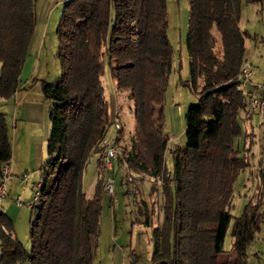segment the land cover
I'll return each mask as SVG.
<instances>
[{"label":"trees","instance_id":"16d2710c","mask_svg":"<svg viewBox=\"0 0 264 264\" xmlns=\"http://www.w3.org/2000/svg\"><path fill=\"white\" fill-rule=\"evenodd\" d=\"M188 1L190 76L184 84L196 99L187 107L186 143L172 150L170 171L164 161L168 135L160 113L173 60L166 0L64 2L56 28L60 73L52 82L41 80L50 100V131L39 197L30 207V244L24 246L16 238L11 220L0 212V264H93L105 176L98 172L92 196L83 190L82 176L111 127L101 81L104 58L116 89L132 100L135 118L129 148L120 143L124 128L116 131L121 149L116 161L162 180V219L152 226L149 264H248L247 248L264 226L260 198L250 199L234 217L232 248L223 249L232 218L233 182L249 164V147L241 148L234 140L243 132L241 119L253 113L247 112L250 95L238 87L245 80L241 66L247 61L248 36L239 25L241 0ZM36 17L35 0H0L2 97H10L18 87ZM11 155L0 111V163ZM143 204V221L152 224V208Z\"/></svg>","mask_w":264,"mask_h":264},{"label":"rangeland","instance_id":"374dc122","mask_svg":"<svg viewBox=\"0 0 264 264\" xmlns=\"http://www.w3.org/2000/svg\"><path fill=\"white\" fill-rule=\"evenodd\" d=\"M35 2L36 23L20 76L22 75V79L32 78L41 85L42 79L52 82L60 73V63L56 56L58 46L56 28L64 0H35ZM166 3L167 34L173 47V60L160 113L163 131L168 135L164 161L167 170L170 171L173 168L172 150L186 143V110L188 105L195 101L196 95L189 85L184 84L190 76L186 44L189 1L166 0ZM256 9L255 2L241 0L239 25L248 33L245 40L246 53L252 54V70H255V74L261 80L264 79V55H261L264 52L259 45L264 39V12L262 14L259 11L257 14ZM216 51L221 54L219 42L216 44ZM103 67L101 81L106 95L109 97L110 92H113L119 97L121 126L124 128V136L120 143L122 148H129L135 128L133 102L126 91L116 89L106 58L103 59ZM241 121L243 132L235 138L234 142L241 148L249 147L246 151L249 164L238 171L233 182L230 206L232 218L223 241V249L226 251L232 248L231 227L234 217L242 213L250 199L256 201L260 198L264 201V116L255 112L250 118H243ZM116 131L114 127H110L106 138L115 135ZM246 132H251L252 135L246 136ZM113 169H117L114 175V193L103 192L101 196L100 231L93 264H149L153 250L152 226L162 219V180L148 173L129 169L135 176L136 191L133 192L131 183L126 178L127 169L118 162L115 166L113 164ZM98 176L96 155L92 153L82 176V187L87 196L93 195ZM153 184H156V187H153ZM143 200L149 208H152V224L143 221L142 211L146 206ZM27 231H29V225ZM29 244L30 241L28 246ZM247 263L264 264V226L256 232L255 238L247 248ZM18 264L28 263L21 261Z\"/></svg>","mask_w":264,"mask_h":264},{"label":"crops","instance_id":"0c3cea01","mask_svg":"<svg viewBox=\"0 0 264 264\" xmlns=\"http://www.w3.org/2000/svg\"><path fill=\"white\" fill-rule=\"evenodd\" d=\"M253 2L257 5L256 13L260 11L263 14L264 1L253 0ZM262 41L264 42V39ZM263 42L259 45L262 52H264ZM245 59L253 66L252 54L248 55L245 52ZM263 84L264 79L260 80L253 70L245 81L243 89L249 95H258ZM108 100L110 117H112L117 110L120 112L119 97L110 92ZM49 107L50 100L44 96L41 85L32 78L22 79V75L19 77L16 91L10 97L0 96V111L5 114L12 148L8 164L13 174V177L7 181V195L0 205V212L11 220L14 235L25 246H28L29 242L27 230L30 219V207L26 206V202L32 197L36 182L40 179V168L47 159L46 143L50 131ZM95 155L97 167L98 155L96 153ZM116 162V160L113 162L114 166ZM23 173H26V177L22 184L19 176ZM18 195L24 204H16L15 199Z\"/></svg>","mask_w":264,"mask_h":264},{"label":"built area","instance_id":"2783aa9c","mask_svg":"<svg viewBox=\"0 0 264 264\" xmlns=\"http://www.w3.org/2000/svg\"><path fill=\"white\" fill-rule=\"evenodd\" d=\"M252 65L245 61L241 66V75L245 78L244 82L240 84L238 87L243 88L245 81L250 77L252 74ZM247 112L249 113H258L261 116H264V84L261 86L260 93L258 95H250L247 101ZM111 127H114L116 130L120 129L121 126V117L120 112L116 111L111 117ZM121 149L120 146L115 142L114 137H107L102 142V148L98 153V163L97 168L99 173H103L105 176V183H104V192L109 194L114 193V185H115V176L112 175L113 169V162L117 159L118 155H120ZM127 173V181L131 183V190L133 192L136 191V185L134 183L135 176L126 168ZM13 177V174L10 171L9 164L7 160H4L0 163V205L3 199L7 195V181ZM26 173H23L19 176L20 183L25 182ZM42 184V180L39 179L36 182L32 197L26 202V204L31 207L35 204L39 197V190ZM17 205L24 204L22 198L18 195L15 199Z\"/></svg>","mask_w":264,"mask_h":264}]
</instances>
